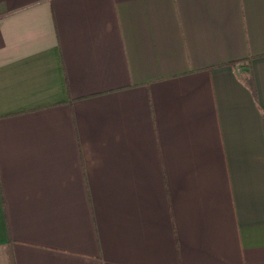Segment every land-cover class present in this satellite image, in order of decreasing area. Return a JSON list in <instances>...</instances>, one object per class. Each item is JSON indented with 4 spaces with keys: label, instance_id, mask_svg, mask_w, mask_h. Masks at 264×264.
Listing matches in <instances>:
<instances>
[{
    "label": "crops",
    "instance_id": "1",
    "mask_svg": "<svg viewBox=\"0 0 264 264\" xmlns=\"http://www.w3.org/2000/svg\"><path fill=\"white\" fill-rule=\"evenodd\" d=\"M262 112L264 0H0V264H264Z\"/></svg>",
    "mask_w": 264,
    "mask_h": 264
},
{
    "label": "trees",
    "instance_id": "2",
    "mask_svg": "<svg viewBox=\"0 0 264 264\" xmlns=\"http://www.w3.org/2000/svg\"><path fill=\"white\" fill-rule=\"evenodd\" d=\"M247 67V71H246V76H244L241 80L245 83V85L248 87L253 100L256 102V91H255V87H254V83H253V79H252V75L249 69V63L246 65ZM262 116L264 117V112L261 113Z\"/></svg>",
    "mask_w": 264,
    "mask_h": 264
}]
</instances>
